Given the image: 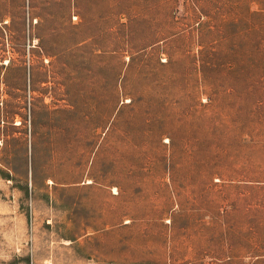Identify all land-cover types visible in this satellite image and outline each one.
Returning <instances> with one entry per match:
<instances>
[{
    "label": "rangeland",
    "instance_id": "obj_1",
    "mask_svg": "<svg viewBox=\"0 0 264 264\" xmlns=\"http://www.w3.org/2000/svg\"><path fill=\"white\" fill-rule=\"evenodd\" d=\"M0 264H264V0H0Z\"/></svg>",
    "mask_w": 264,
    "mask_h": 264
}]
</instances>
